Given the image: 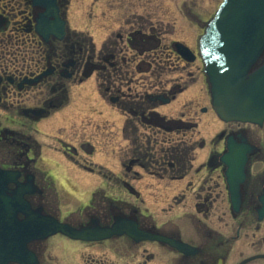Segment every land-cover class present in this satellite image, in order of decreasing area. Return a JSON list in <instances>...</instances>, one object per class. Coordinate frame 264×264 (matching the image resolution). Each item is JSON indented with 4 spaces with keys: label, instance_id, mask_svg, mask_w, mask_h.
Instances as JSON below:
<instances>
[{
    "label": "flooded vegetation",
    "instance_id": "af4514ba",
    "mask_svg": "<svg viewBox=\"0 0 264 264\" xmlns=\"http://www.w3.org/2000/svg\"><path fill=\"white\" fill-rule=\"evenodd\" d=\"M98 1L0 0V169L31 186L18 218L88 233L2 244L0 264H264V123L213 109L200 0ZM93 15L97 36L76 21ZM92 89L90 107L76 98Z\"/></svg>",
    "mask_w": 264,
    "mask_h": 264
},
{
    "label": "water",
    "instance_id": "95a60500",
    "mask_svg": "<svg viewBox=\"0 0 264 264\" xmlns=\"http://www.w3.org/2000/svg\"><path fill=\"white\" fill-rule=\"evenodd\" d=\"M201 51L217 114L227 121L264 122V63L259 65L264 56V0H224L202 36ZM184 52H187L186 48ZM11 175L9 171L4 173L5 181L0 183V205L4 203L3 206L18 201L8 194L15 193L20 198L30 192L9 189ZM2 210L0 206V212ZM10 214V220H15L14 216L17 218L16 209ZM31 221L32 217H28L23 225L15 220L17 225L13 224V227L16 232L27 231L31 237H45L59 230L78 237L88 235L56 222L49 232L37 233ZM9 224L12 225V221L0 222V226Z\"/></svg>",
    "mask_w": 264,
    "mask_h": 264
},
{
    "label": "rangeland",
    "instance_id": "374dc122",
    "mask_svg": "<svg viewBox=\"0 0 264 264\" xmlns=\"http://www.w3.org/2000/svg\"><path fill=\"white\" fill-rule=\"evenodd\" d=\"M75 1V5H77V9H81L83 7H88L91 8L92 5H99L100 2L98 0H74ZM221 0H200L199 3L200 5H196V7L198 8V11L200 12V17L205 19L204 22H202V27L201 29L198 31L199 35L204 32V26L207 24V22L211 19V17L213 16L215 10L218 7V4ZM83 5V7H81ZM81 7V8H80ZM93 14H95L96 9L95 6L93 7ZM82 12V11H78ZM77 24L80 25V27L85 28V29H90L91 32L97 36V32H98V23L96 20V16L93 15V18H86V20H81L79 17H77L76 19ZM177 30L180 32H183L185 36H183V39H185L192 47H194L196 49L197 46V42H196V34L192 36V34L190 33V26L187 24L186 20H180L178 19V23H177ZM198 35V34H197ZM168 36V35H166ZM168 38H171V36H168ZM198 39V38H197ZM199 66V67H198ZM202 67L203 64L202 62H198L196 63V65L193 66V71H194V76L196 77L195 79L196 82L194 83L192 89L194 91V93L196 92L198 94V98H199V107L203 104L208 103L206 100V78L205 75L202 72ZM91 93V96L88 94L86 96V98L82 96L81 91L77 92L76 94V98H78L83 104H87L90 107V103L91 100H94V96H95V91L92 89L91 91H89ZM92 98V99H91ZM92 103H95L94 101ZM86 109V113H97L96 110H94L95 105L93 106V109L91 111L90 108ZM212 114V113H211ZM211 114H204L202 112L199 113V119L201 120V125H205L206 127H203L204 132H206L207 134L211 133L212 130V126L213 129L217 128V124L215 125V120H212V115ZM214 117V115H213ZM43 129V128H42ZM47 132H52L51 130L45 129ZM57 138H63L62 132H57L56 135ZM45 152V156L46 158L50 159L51 161H55L58 160L56 159V157H58V154L56 151H54L53 149H50V153L47 154ZM102 156V160L103 161H107L112 163L114 161V155L111 154V152H106V150H103V153H101ZM59 161V160H58ZM45 166V165H44ZM47 166L49 167H53L51 164Z\"/></svg>",
    "mask_w": 264,
    "mask_h": 264
}]
</instances>
